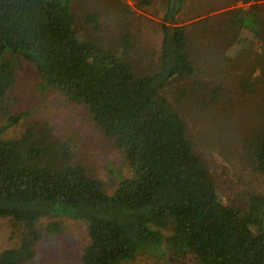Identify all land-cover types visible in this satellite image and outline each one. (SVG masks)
<instances>
[{"label": "trees", "instance_id": "16d2710c", "mask_svg": "<svg viewBox=\"0 0 264 264\" xmlns=\"http://www.w3.org/2000/svg\"><path fill=\"white\" fill-rule=\"evenodd\" d=\"M184 1L167 2L159 70L139 74L129 61L131 35L122 34L109 47L98 36V11L84 15L92 30L84 37L69 0H0V218L26 231L18 247L0 253V264L34 259L41 237L36 225L43 218L87 224L81 264L167 255L195 264H264V196H249L243 209L221 200L187 123L165 95L173 81L194 73L186 28L176 22ZM253 8L234 24L264 43V20ZM23 61L34 66L41 92L52 90L84 106L123 156L133 178L121 181L112 195L72 164V145L55 139L49 126L2 138L16 124L7 96ZM242 148L251 172L264 176V123ZM62 230L51 222L44 232L56 236Z\"/></svg>", "mask_w": 264, "mask_h": 264}, {"label": "rangeland", "instance_id": "374dc122", "mask_svg": "<svg viewBox=\"0 0 264 264\" xmlns=\"http://www.w3.org/2000/svg\"><path fill=\"white\" fill-rule=\"evenodd\" d=\"M167 2L69 0L74 26L84 37L92 34L84 15L94 11L102 14V33L98 36L109 47L122 34L131 35L129 61L139 74L159 70ZM251 5L264 20V0L184 1L176 22L186 28V54L194 73L177 78L165 92L187 123L194 149L213 176L221 200L238 209L246 205L249 196H264V176L251 172L244 163L242 148L248 134L264 123V43L248 27L234 24L235 17H244ZM17 68L16 83L7 96L16 124L3 139H15L28 128L47 125L55 139L72 145V164L99 181L107 195H112L121 181L133 178L123 156L95 126L84 106L52 90L41 92L33 65L23 61ZM195 89L199 91L193 92ZM4 124L0 119V127ZM51 222L62 225L61 235L44 232ZM36 229L41 237L28 264H81L88 244L85 222L43 218ZM25 235L21 224L0 218V253L18 247ZM120 264L195 263L179 262L167 255L137 256Z\"/></svg>", "mask_w": 264, "mask_h": 264}, {"label": "crops", "instance_id": "0c3cea01", "mask_svg": "<svg viewBox=\"0 0 264 264\" xmlns=\"http://www.w3.org/2000/svg\"><path fill=\"white\" fill-rule=\"evenodd\" d=\"M183 6H184V4H183ZM183 6H182V8H183Z\"/></svg>", "mask_w": 264, "mask_h": 264}]
</instances>
